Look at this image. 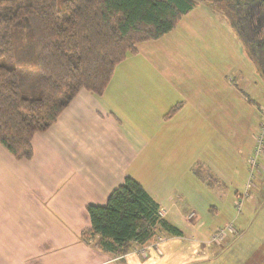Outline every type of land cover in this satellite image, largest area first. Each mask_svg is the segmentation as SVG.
<instances>
[{
	"label": "crops",
	"instance_id": "crops-1",
	"mask_svg": "<svg viewBox=\"0 0 264 264\" xmlns=\"http://www.w3.org/2000/svg\"><path fill=\"white\" fill-rule=\"evenodd\" d=\"M197 7L163 38L138 44L137 53L117 66V83L112 79L102 96L79 92L54 125L35 135L30 160L15 159L0 144V264L251 263L253 252L238 250L237 244L230 243L236 240L244 220L254 210L253 203L256 205L259 200L252 195L264 184L258 176L247 198L250 202L242 203L246 216L235 218V212L221 223H215L218 210L214 216L201 209V217L191 221L189 214L173 212L176 200L158 201L146 189L160 204L163 218L181 235L167 233L168 237H164L160 231L156 240L146 245L145 252L144 245L136 242L125 255L105 252L95 246L94 239L87 241L82 236L91 226L89 205H105L127 176L138 182L134 175H126L130 154L136 156V150L130 149L137 143L146 146L150 137H155L141 132L136 125L130 136L123 134L120 125L131 121L152 123L155 130L162 128L164 134L166 123L176 120V138L182 144L193 142L191 160L203 164L221 185L235 186L234 194H230L235 206V193L248 179L249 158L256 145L259 121L254 105L258 89L263 91L262 74L251 65L254 62L249 53L234 42L230 30L228 36L204 34L213 29L215 14L208 7ZM198 30H203L201 36ZM170 39L187 53L182 66L177 72L172 71L174 78L181 80L178 84L168 83V69L148 67L142 58L149 57L154 48ZM154 52L163 53L165 62L175 55L164 49ZM139 57L142 59L131 69ZM140 62L145 65L139 66ZM154 71L165 79V84L154 86L148 82ZM167 86L174 92L171 101L174 103L179 97L182 101L171 121L168 111L173 104L164 94ZM127 90L133 93L130 95ZM165 99L167 103L162 102ZM148 102L159 104L160 108L154 111ZM174 197L177 199V195ZM263 199L264 195L260 197L262 203ZM227 223L233 225L235 236L220 246L207 245L213 227Z\"/></svg>",
	"mask_w": 264,
	"mask_h": 264
},
{
	"label": "trees",
	"instance_id": "trees-1",
	"mask_svg": "<svg viewBox=\"0 0 264 264\" xmlns=\"http://www.w3.org/2000/svg\"><path fill=\"white\" fill-rule=\"evenodd\" d=\"M199 1L225 0H0V144L30 160L35 135L79 92L102 96L138 44L176 29ZM87 211L91 226L82 236L105 252L125 255L133 242L146 247L162 229L181 235L130 176L105 205Z\"/></svg>",
	"mask_w": 264,
	"mask_h": 264
},
{
	"label": "rangeland",
	"instance_id": "rangeland-1",
	"mask_svg": "<svg viewBox=\"0 0 264 264\" xmlns=\"http://www.w3.org/2000/svg\"><path fill=\"white\" fill-rule=\"evenodd\" d=\"M198 5L202 6L203 8L208 7L209 10H212V12L215 14V16L213 17V29L209 28L208 30H205L204 34L208 32V35L212 36H228L230 34L228 31L230 30L231 35H233L234 37V42H237V44L240 43L245 52H250L247 44L244 42V40H242L241 37H239V31L233 25V13L229 10L225 2L220 1L219 3L210 5L206 1H199ZM191 18H193V16ZM225 25L226 27H224ZM202 34L203 30H198V35L201 36ZM162 49H164L166 52L174 53L175 55L167 62H165L163 53L157 54L154 52H162ZM177 52L181 53V55L177 56ZM186 54L187 53L185 50H179L177 48V42L175 43L173 39H170L162 44L159 48H154L149 57L142 58H144V60L146 61V66L148 67H152L155 69L157 66V68H160V70L168 69L170 72L169 78L167 77L168 83L178 84L181 80H176L173 75L175 72L172 71L175 70L177 72L178 68L182 66L184 58L187 57ZM249 55L251 57V60H253L254 62L251 63V65L260 71L256 59L253 58L250 53ZM142 58L139 57V59H136L131 69H135L138 62ZM143 65L145 64H143L142 62L139 63V66ZM166 76L168 75H164V77ZM129 77L133 78V75H130ZM137 78L143 79V76L138 75ZM137 78H135V80H137ZM112 79L117 83V68L115 69V73ZM148 82H152L154 86L159 83H166L165 79L162 80L161 76L155 73V71L148 77ZM260 83V85H262L261 88L263 91H261L260 88L258 89L260 90L258 91L259 96L256 99L254 105L257 106L256 109L259 121V129L255 134V137L261 131V121L264 116V113L262 112L263 109L261 110V112L259 110V108H264L263 75H260ZM253 87H255V85H253ZM128 91L129 90H127V93H129L130 95L133 93L132 91ZM151 91L158 94L160 93L157 90ZM164 94L167 98H170L168 100L169 103L173 104L168 111V114L170 115V118L168 120L171 121L173 115L181 106L180 104H182V101H180V97L177 98L175 100L176 102L174 103L171 101L175 98L172 97L174 92L171 89V86H167L165 88ZM253 97L255 96H252V98ZM166 100L167 99L161 101L163 103H167L168 101ZM148 103L152 104V108L154 109V111L160 108L159 104H156L154 102ZM166 124L168 127L163 128L164 134L162 133V128H158L155 130L152 127V123L145 122L144 120H141L139 122L131 121L129 125H120V127L122 128V133L127 136H130L132 134L134 126L136 125L141 132L144 130L147 134L155 137H150L149 144L146 146L144 144L139 146V143H137L134 147H131L130 152H134L136 150V156L134 157L135 154H130L131 156H129V158L131 160L130 164L128 165L126 175H134V177L137 178L138 183H140L145 188V190L147 189L148 192L152 193L158 201L161 200L167 203V201H170V199H172L173 201L176 200L177 205L173 208V212L177 210L178 212H183L185 216L189 214L188 219H190L191 221L193 220V218L197 219L201 217V209H204L206 212H209L211 214L214 213V216H216L214 211L218 210L219 212H217L218 214L216 213L217 216L215 217V223H221V221L223 222L225 217L232 216L235 212V218H238L240 216L244 218V216H246V208L244 207V204L250 202V200L246 199L248 196L245 197L243 196V194L245 193L246 186L249 185L250 187V178L253 183L257 176L259 177L260 181H262V179L264 180V156L259 161L260 165L254 168V170L249 171V174L247 175L248 179L243 184V188H241L239 191L237 190V192L235 193V206L237 202L241 203L244 199H246L243 201L244 206H241V209H238L237 207L235 208V206L231 203L232 196L230 197L231 193L234 194L233 190L235 189V186H228L225 184L221 185L222 183L214 178V174L211 171L205 170V166L203 164L192 161V151L194 150L193 142L186 141V144H182L181 141L176 138L175 134L178 132L176 120L174 122ZM145 128L147 130H145ZM133 143L134 142L131 143V146ZM259 173L260 175H258ZM252 188L250 187L248 189V195L251 194ZM259 188L261 190L257 191L254 189L252 191V195L259 197V200H256V205L255 203H253V212L248 216L246 220H244V224L240 229L239 235L235 237L236 240L231 241L230 243V245L234 243L237 244L238 246L236 245V249L238 250L245 249L246 251L248 250L255 254L250 264H264V202L262 203V200H260V197L264 195V184L263 186H259ZM174 194L177 195V199L176 197H174ZM196 212H198V214ZM160 214L163 218L162 210L160 211ZM216 219L218 220L216 221ZM223 226L224 225L218 228L213 227L211 232L214 233ZM213 233L209 235L210 238ZM161 234L164 237H168L169 235L163 229L161 230ZM232 236H235L234 231H229L224 239L215 244H218V246H220L219 244H225L228 241L227 239L233 238ZM203 239L204 236L201 237L202 241ZM159 241H161V239H159L157 242ZM221 264H227V262L221 261Z\"/></svg>",
	"mask_w": 264,
	"mask_h": 264
},
{
	"label": "flooded vegetation",
	"instance_id": "flooded-vegetation-1",
	"mask_svg": "<svg viewBox=\"0 0 264 264\" xmlns=\"http://www.w3.org/2000/svg\"><path fill=\"white\" fill-rule=\"evenodd\" d=\"M233 13L239 37L247 44L249 53L264 76V0H225Z\"/></svg>",
	"mask_w": 264,
	"mask_h": 264
},
{
	"label": "built area",
	"instance_id": "built-area-1",
	"mask_svg": "<svg viewBox=\"0 0 264 264\" xmlns=\"http://www.w3.org/2000/svg\"><path fill=\"white\" fill-rule=\"evenodd\" d=\"M262 112L264 113V109L262 110ZM262 121H261V131L255 137L256 145H255L253 154L249 158V165H250V170L251 171L254 170V168H256L258 165H260L259 161L264 156V116L262 118ZM250 182H251L250 187L252 188L253 181L251 180V178H250ZM247 187H249V185L246 186L245 193L243 194V196H245V197L246 196H249L248 195V189L250 187L249 188H247ZM242 203H243V201L241 203L240 202H237L236 207L238 209H241ZM229 231L230 232L233 231V225L230 224V223H227L222 228H219L216 232L213 233V235L211 236V238L207 242V245L215 244V243L220 242L222 239H224L227 236V234H228ZM142 251L145 252L146 251V247H144L142 249Z\"/></svg>",
	"mask_w": 264,
	"mask_h": 264
}]
</instances>
